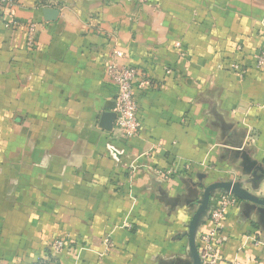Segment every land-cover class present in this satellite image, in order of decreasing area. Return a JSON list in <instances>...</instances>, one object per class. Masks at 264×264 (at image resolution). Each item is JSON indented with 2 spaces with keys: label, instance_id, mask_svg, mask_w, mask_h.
<instances>
[{
  "label": "crops",
  "instance_id": "1",
  "mask_svg": "<svg viewBox=\"0 0 264 264\" xmlns=\"http://www.w3.org/2000/svg\"><path fill=\"white\" fill-rule=\"evenodd\" d=\"M263 22L264 0L0 4V264H192L207 186L264 200ZM113 60L137 71L131 138L100 127ZM220 235L218 264H264V206L237 199Z\"/></svg>",
  "mask_w": 264,
  "mask_h": 264
},
{
  "label": "built area",
  "instance_id": "2",
  "mask_svg": "<svg viewBox=\"0 0 264 264\" xmlns=\"http://www.w3.org/2000/svg\"><path fill=\"white\" fill-rule=\"evenodd\" d=\"M11 0H0V4L10 3ZM264 25V22H263ZM10 25H7V27ZM38 23L30 22L27 26L26 44L28 48L33 49L36 44V33L38 30ZM116 57H121L122 53L116 51ZM255 67L264 69V50L253 55ZM231 69L237 73L239 68L233 65ZM107 75L111 82L116 86V95L114 97L113 113L115 114V122L112 132L131 138L138 134L140 123L137 119V102L136 95L133 89V81L137 76L135 68L129 65L118 64L114 60L109 63L107 67ZM247 141L252 142V136L248 134ZM157 174L167 180L173 174L174 170H161ZM237 202V198L231 193H222L214 206L209 209L208 220L211 228L208 232L202 234L198 245V252L201 264H218L221 261L218 253L219 247L222 245V238L220 235L222 222L230 207H233ZM259 244V242H255ZM105 247L110 246V241L106 238L104 241ZM64 241L56 240L52 243V249L55 252H61L66 249ZM35 264H46L39 262Z\"/></svg>",
  "mask_w": 264,
  "mask_h": 264
},
{
  "label": "water",
  "instance_id": "3",
  "mask_svg": "<svg viewBox=\"0 0 264 264\" xmlns=\"http://www.w3.org/2000/svg\"><path fill=\"white\" fill-rule=\"evenodd\" d=\"M54 11H50V9H46L43 13L52 15ZM115 114L113 112H105L103 113L100 121V127L106 131H111L115 122ZM215 190H221L222 193H231L239 200L250 201L260 206H264V200L252 197L251 195L244 192L241 188L233 185L231 183L226 182H217L207 186L203 192V198L200 201L196 211L192 215L189 225H188V246L190 251V256L192 258V264H201L198 248L196 245V228L200 221V218L203 214H205L210 209V197L211 192Z\"/></svg>",
  "mask_w": 264,
  "mask_h": 264
},
{
  "label": "trees",
  "instance_id": "4",
  "mask_svg": "<svg viewBox=\"0 0 264 264\" xmlns=\"http://www.w3.org/2000/svg\"><path fill=\"white\" fill-rule=\"evenodd\" d=\"M197 245V244H196ZM197 248H198V245H197Z\"/></svg>",
  "mask_w": 264,
  "mask_h": 264
}]
</instances>
